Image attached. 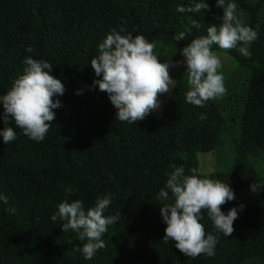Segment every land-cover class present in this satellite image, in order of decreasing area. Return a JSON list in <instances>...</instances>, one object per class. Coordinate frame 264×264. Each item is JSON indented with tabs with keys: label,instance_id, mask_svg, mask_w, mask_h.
Segmentation results:
<instances>
[{
	"label": "trees",
	"instance_id": "1",
	"mask_svg": "<svg viewBox=\"0 0 264 264\" xmlns=\"http://www.w3.org/2000/svg\"><path fill=\"white\" fill-rule=\"evenodd\" d=\"M205 2L209 11L179 13L176 8L190 6V0H0V95L23 73L29 55L53 64L51 74L65 85L63 95L53 96L61 106L53 109L55 119L44 140L28 138L14 123L9 125L17 133L14 141L5 144L0 136V194L8 198L7 204L0 202V264H241L247 259L264 264V189L254 205L242 210L236 198L221 206L225 214L232 207L238 210L230 236L216 231L202 213L206 234L217 236L213 257H187L174 241L165 243L158 204L168 174L180 166L186 174L195 168L198 176L225 181L235 196L253 183L264 187V173L256 167L264 163V0H233L258 33L250 57L238 48L225 52L213 45L257 78L254 91L244 97L226 172L198 171L197 153L221 147L228 128L217 100L204 107L185 101L186 66L160 115L150 113L137 124L116 120L108 94L93 85L98 77L90 61L112 28L143 34L155 45L158 59L171 63L183 59L180 50L206 35L207 26L219 25L216 0ZM192 20L202 27L175 41ZM69 186L70 196L65 192ZM109 194L105 215L119 212L120 219L102 236L106 247L85 259L76 250L84 243L78 234L62 232L63 221L51 216L65 199H80L87 209Z\"/></svg>",
	"mask_w": 264,
	"mask_h": 264
},
{
	"label": "clouds",
	"instance_id": "2",
	"mask_svg": "<svg viewBox=\"0 0 264 264\" xmlns=\"http://www.w3.org/2000/svg\"><path fill=\"white\" fill-rule=\"evenodd\" d=\"M216 7L223 9L222 23L206 27V35H199L190 40L180 50L182 61L172 66L184 65L187 77L185 101L194 106L204 107L212 100L223 97L227 88L221 69L222 60L213 45L219 49L238 48L244 57H250L249 46L258 38V33L247 26L237 13V4L233 0H216ZM205 0H190V6L180 5L179 13H197L209 11ZM202 24L192 20L184 25V30L174 35L175 41L186 38L193 28L200 29ZM125 32L123 27L112 28L106 38L98 45V55L91 61V67L98 79L93 85L108 94L109 100L116 109V120L137 124L143 121L153 110L160 106L158 94H171L176 80L170 76V63H162L155 54V45L143 34L133 35ZM31 53L34 49H26ZM23 73L13 79L9 89L0 95L3 113L0 118L4 127L0 136L5 144L17 137L13 127L22 130L28 138L40 142L44 140L55 119L53 109L61 106V102L53 100L54 95H63L65 85L51 74L53 64L44 59L25 56ZM79 94V90L77 92ZM186 174L183 166L176 167L168 174L166 184L159 190L161 203L160 214L166 224L165 243L175 242V247L187 257L196 258L204 255L215 256L217 236L205 231L201 221L206 212L208 219L216 231L230 236L234 231V221L238 218V210L232 207L225 214L221 206L235 199L233 189L228 183L219 179H210L197 175V169ZM251 191L257 192L264 187L253 183ZM66 195H72L69 186ZM171 193V196L170 194ZM111 194L98 196L93 206L85 209L80 199L69 202L65 199L58 204V211L51 216L53 221H63L62 232L70 229L78 234L84 242L76 250L82 252L85 259H91L98 250L106 247L102 236L110 225L118 222L120 213L105 215L111 204ZM171 200L172 202H167ZM0 202L8 203V198L0 194ZM243 204L239 205L242 210ZM14 211V209H12Z\"/></svg>",
	"mask_w": 264,
	"mask_h": 264
},
{
	"label": "rangeland",
	"instance_id": "3",
	"mask_svg": "<svg viewBox=\"0 0 264 264\" xmlns=\"http://www.w3.org/2000/svg\"><path fill=\"white\" fill-rule=\"evenodd\" d=\"M237 13L240 18L247 25L246 13L241 8L237 7ZM223 9L218 8V24L222 23L220 17H222ZM248 26V25H247ZM220 55L223 68L221 71L225 77V86L227 88L226 94L218 98L217 101L221 107V110L227 120V130L223 133V145L218 149L208 152H198V171L202 174L209 173L214 170L226 172L229 170L233 157H234V139L238 137V121L239 114L243 109L244 97L251 90L254 91L257 78L256 74L249 67L238 65L234 59L223 52L217 51ZM180 59L178 61H182ZM176 61L170 63L169 73L170 76L176 80L180 75L182 65L172 66ZM260 92L261 88H257ZM169 94H158V100L160 106L158 109L153 110L151 113L154 116H159L165 100ZM260 173H264V163L256 165ZM260 197V190L257 192L249 189H240L235 198L237 202L244 206L254 205ZM241 264H261L258 259H247Z\"/></svg>",
	"mask_w": 264,
	"mask_h": 264
}]
</instances>
